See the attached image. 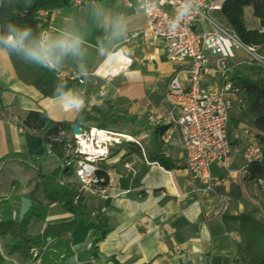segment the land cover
Returning a JSON list of instances; mask_svg holds the SVG:
<instances>
[{
	"label": "crops",
	"instance_id": "0c3cea01",
	"mask_svg": "<svg viewBox=\"0 0 264 264\" xmlns=\"http://www.w3.org/2000/svg\"><path fill=\"white\" fill-rule=\"evenodd\" d=\"M39 17L45 22L40 42L43 38L48 43L58 39L80 40L76 52L53 50L51 67L74 70L84 83L79 90L42 97L33 86L17 78L0 44V217L5 213L4 202L22 192L19 199L29 197L34 207L28 217L30 234L42 235L47 225L75 220L74 228L65 236H49L39 248L40 254L53 246L68 249L63 264H245L236 254L240 242L239 219L242 215H253L264 220V187L256 177L243 176L238 171L245 163L241 132L244 123L239 121V113L236 112L234 127L228 128L233 150L230 169L234 173L227 175L213 166L212 175L220 183L214 192L200 195L195 192L199 184L185 168L176 123H169L163 133L155 131L166 125L156 121L154 112L166 115V86L178 66L165 58L159 44L151 45L138 35L146 27L145 15L137 8L126 6L124 0H118L111 8L92 0L54 9L49 15L41 11ZM244 19L247 28H261L251 6L244 8ZM135 33L137 36H133ZM260 53L264 54V48ZM239 59L229 63L230 71H240V79L264 80V67ZM202 82L217 84L218 80L206 75ZM67 94L82 103L74 106L67 97L64 103L54 105L53 100ZM161 95L164 104L155 107L154 102ZM108 99L117 102L114 109L127 110L138 117L135 125L126 122L109 129L135 137L140 145L124 142L113 147L102 166L113 174L114 188L109 190L108 198H85L94 212L108 219L109 232L98 243L99 252L94 256L93 217L85 220L75 216L59 201L47 206L42 219L37 217V206L46 205L49 200L33 180L34 166H40L44 174L62 166L61 160L47 151L42 137L28 131L22 120L29 110H45L55 121L71 122L81 109L89 110L92 105L104 107L102 102ZM150 112L154 115L141 117L142 113ZM174 115L178 116L177 110ZM156 154L170 159L171 167L151 160ZM71 174L58 178L66 180ZM29 191H36L35 199ZM219 195L230 198V206L222 214L215 213ZM8 239V236L0 237L4 242ZM13 255L21 259L18 254Z\"/></svg>",
	"mask_w": 264,
	"mask_h": 264
},
{
	"label": "built area",
	"instance_id": "2783aa9c",
	"mask_svg": "<svg viewBox=\"0 0 264 264\" xmlns=\"http://www.w3.org/2000/svg\"><path fill=\"white\" fill-rule=\"evenodd\" d=\"M83 2L73 0V5L79 6ZM223 2L124 0L126 6L137 8L146 17L145 29L133 36L138 34L151 45L159 44L166 58L178 66L166 86V115L154 114L158 123H176L178 126V143L185 168L191 179L199 184L195 192L203 196L214 192L220 183L212 175L213 166H218L227 175L234 173L230 169L233 150L228 139L229 116L232 111L240 113L244 109L245 99L241 87L229 74V63L243 58L264 67V54L257 51L256 45L242 43L228 25L209 14L219 11ZM43 13L47 14V11ZM198 18L205 20L206 29L198 25ZM55 71L60 78L84 83L82 76L74 70ZM206 75L216 77L218 83L204 84ZM176 110L177 117L174 115ZM241 132L245 142V163L238 171L247 176L249 164L262 158V148L251 127L244 125ZM124 142L140 145L135 137L110 129L91 126L81 128L76 134L71 130L61 166L70 167L72 174L60 182L74 185L85 196L108 198L115 178L102 162L113 147ZM47 151L50 152L48 145ZM257 182L264 187L262 179ZM217 201L215 213L222 214L229 208L230 198L219 195Z\"/></svg>",
	"mask_w": 264,
	"mask_h": 264
},
{
	"label": "trees",
	"instance_id": "16d2710c",
	"mask_svg": "<svg viewBox=\"0 0 264 264\" xmlns=\"http://www.w3.org/2000/svg\"><path fill=\"white\" fill-rule=\"evenodd\" d=\"M92 1V0H83ZM98 5L111 8L118 0H94ZM73 5V0H1L0 1V37H6L10 32V25L17 28L30 29V35L26 43L30 42L32 47L39 46L41 27L45 23L40 17L41 11H47L49 15L52 10L63 6ZM251 6L253 15L260 19V29H249L245 24L244 8ZM223 23L228 25L244 44L257 46L260 52L264 48V0H224L222 7L216 11ZM1 46L6 50L11 66L17 78L24 84L33 86L42 97H57L70 89L79 90L82 84L75 79L57 76L53 67L38 62L28 57L23 50L15 51L9 49L0 39ZM242 89L245 99V107L239 113V121L254 130L256 139L262 148V158L249 164L248 175L256 177V180L264 181V80L258 78L244 77L235 82ZM98 128L109 129L110 126L119 127L123 123L130 122L135 125L138 117L127 110H113L92 105L90 109H81L73 121H55L51 119L45 110H29L22 120V125L36 135L42 137L43 142L50 147V152L60 160L65 155V144L69 132L73 126L82 129L89 128L91 123ZM168 124L159 126L155 131L163 133ZM64 132L61 134V132ZM34 160V159H33ZM166 168L171 167L170 159L163 154L151 157ZM70 172V167L63 166L49 174H44L41 167L34 166L33 180L40 185L49 200L46 205H41L36 215L43 218L47 206L59 201L62 206L85 220L93 217L95 220L96 235L92 240V254L96 256L99 252L98 243L104 239L109 232L108 219L100 212H94L86 203V196L79 192L70 183H61L59 176ZM31 206L28 213L19 219L12 217L10 212H5L0 217V237H9L4 248L9 255L18 254L23 261L34 256V260H42L40 264H63L68 256V249L64 251L53 249L48 253L40 254L39 248L44 245L47 237H63L75 226V220L47 225L42 235H32L28 232V215L32 213ZM240 242L236 249L238 260L245 264H264V220L255 218L253 215H242L239 219L238 228ZM36 254V255H34ZM55 259H58L56 262ZM1 264V260H0Z\"/></svg>",
	"mask_w": 264,
	"mask_h": 264
},
{
	"label": "clouds",
	"instance_id": "9594fccd",
	"mask_svg": "<svg viewBox=\"0 0 264 264\" xmlns=\"http://www.w3.org/2000/svg\"><path fill=\"white\" fill-rule=\"evenodd\" d=\"M119 27V24L116 25ZM10 32L6 37H0L3 39L4 43L9 49L20 51L23 50L24 53L38 61L49 66H54L53 50H60L61 52L73 51L76 52L79 48L80 40L75 39H58L52 43L47 42V38H43L42 42L37 47H32L29 43H26L29 35L30 29L27 27L20 29L15 25H10ZM69 103L74 106H79L82 101H79L75 97L68 96Z\"/></svg>",
	"mask_w": 264,
	"mask_h": 264
},
{
	"label": "rangeland",
	"instance_id": "374dc122",
	"mask_svg": "<svg viewBox=\"0 0 264 264\" xmlns=\"http://www.w3.org/2000/svg\"><path fill=\"white\" fill-rule=\"evenodd\" d=\"M209 14L212 17L221 20L215 11H211ZM197 22H198L199 26L203 27V29H206L207 26H208L207 23L205 22V20H203V19L198 18ZM239 73H240V71H238V70L229 71V74H230V76H231V78H232V80L234 82H237V80L240 79V76L238 75ZM95 97L98 98L99 96L97 95ZM163 104H164L163 95H161L160 99L158 101L154 102V105H156L155 107H159V106H161ZM102 105H104V107H102L104 109L110 108V109H113V110H119V109H114V106H117V102L113 103L112 100H110V99L103 100ZM151 115H154V114H152L151 112L150 113H142L141 117L147 118V117H150ZM237 116L238 115H237V113L235 111L230 112V116H229L230 119H229V123H228V128H233L234 127V123L233 122L236 121ZM91 125H95V123L93 122V123H91ZM110 128H114V127L110 126ZM70 172H71V170H70ZM19 188L21 189V187H19ZM20 189H19V191H20ZM35 193H36V191L35 192H30V196H32V198H34V199H35ZM20 194H23V193L20 192L15 197L5 201L4 202L5 204L3 205L4 211L5 212H10V214L15 216V217L18 216V211L20 209V199H19V195ZM37 207H38V209H40V205L37 206ZM29 215H28V217H29ZM1 244H2V246L5 245L4 240H0V246H1ZM1 247H0V256H2V258H3L2 260L0 259L1 260V264H40L41 261H42V260H34V258H35L34 256H32V258L27 260V261H23V260L19 259L18 256H16V255L7 254L6 250L5 249H1ZM53 249H58V250L64 251V249L59 248V246L58 247L57 246H53L50 249H47L45 254L48 253L49 251L52 252ZM55 261L57 262L58 259H55Z\"/></svg>",
	"mask_w": 264,
	"mask_h": 264
},
{
	"label": "water",
	"instance_id": "95a60500",
	"mask_svg": "<svg viewBox=\"0 0 264 264\" xmlns=\"http://www.w3.org/2000/svg\"><path fill=\"white\" fill-rule=\"evenodd\" d=\"M72 132L73 133H80L81 132V128L78 126H73L72 127ZM32 205V201L29 197L26 196H22L20 199V209L18 211V218L22 219L30 210ZM49 238V237H48Z\"/></svg>",
	"mask_w": 264,
	"mask_h": 264
},
{
	"label": "bare ground",
	"instance_id": "6f19581e",
	"mask_svg": "<svg viewBox=\"0 0 264 264\" xmlns=\"http://www.w3.org/2000/svg\"><path fill=\"white\" fill-rule=\"evenodd\" d=\"M68 95H69V94H67V95H63V96H61V97H59V98L53 100V101H54V105H55V104L64 103V102L66 101ZM50 110H51V108H50Z\"/></svg>",
	"mask_w": 264,
	"mask_h": 264
}]
</instances>
